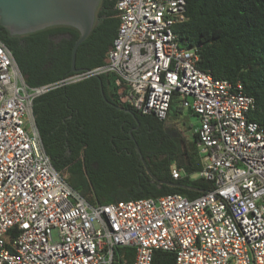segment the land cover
<instances>
[{
  "label": "built area",
  "instance_id": "built-area-1",
  "mask_svg": "<svg viewBox=\"0 0 264 264\" xmlns=\"http://www.w3.org/2000/svg\"><path fill=\"white\" fill-rule=\"evenodd\" d=\"M186 1L114 0L119 25L104 63L62 82L111 74L122 103L161 121L179 96L198 123L194 177L212 189L88 204L53 168L34 124L46 87H29L0 41V264H112L118 248L131 249L130 264H151L155 251L174 264H264V128L248 120L254 100L240 83L199 70L197 48L179 45Z\"/></svg>",
  "mask_w": 264,
  "mask_h": 264
},
{
  "label": "trees",
  "instance_id": "trees-1",
  "mask_svg": "<svg viewBox=\"0 0 264 264\" xmlns=\"http://www.w3.org/2000/svg\"><path fill=\"white\" fill-rule=\"evenodd\" d=\"M185 17L173 27L179 45L197 48L199 70L240 83L243 93L254 100L248 120L264 128V0H187ZM118 25L114 0H101L91 32L76 50L75 68L83 70L77 74L70 72L72 47L79 37L74 28L12 36L0 27V41L25 83L46 87L32 102L41 143L53 168L88 204L168 194L194 199L211 190L212 183L194 177L201 166L193 130L191 140L171 131L181 111L174 106L175 96L161 121L122 103L111 74L62 82L104 63ZM115 106L130 110L134 117ZM177 168L184 174L174 179L171 172ZM131 260V249L118 248L112 264ZM151 264H174V255L155 251Z\"/></svg>",
  "mask_w": 264,
  "mask_h": 264
},
{
  "label": "water",
  "instance_id": "water-1",
  "mask_svg": "<svg viewBox=\"0 0 264 264\" xmlns=\"http://www.w3.org/2000/svg\"><path fill=\"white\" fill-rule=\"evenodd\" d=\"M101 0H0V27L9 35L23 36L52 27H71L77 30L79 37L75 41L70 59V72H83L75 68V56L78 46L90 34L95 14ZM88 72V71H84ZM102 97L105 95L101 89ZM117 109L135 113L120 106ZM188 114L190 111L188 110ZM130 137L134 138L130 132ZM137 152L139 147L135 143ZM140 158L142 156L140 154Z\"/></svg>",
  "mask_w": 264,
  "mask_h": 264
},
{
  "label": "rangeland",
  "instance_id": "rangeland-1",
  "mask_svg": "<svg viewBox=\"0 0 264 264\" xmlns=\"http://www.w3.org/2000/svg\"><path fill=\"white\" fill-rule=\"evenodd\" d=\"M178 96V95H177ZM176 103L174 106L179 108L180 105V97H174ZM180 109V108H179ZM174 127H171V131L173 134L177 135V133L185 134V136L191 140L192 139V126H197L196 117L189 115L187 110L180 111L178 122H175ZM174 168V166H172Z\"/></svg>",
  "mask_w": 264,
  "mask_h": 264
},
{
  "label": "flooded vegetation",
  "instance_id": "flooded-vegetation-1",
  "mask_svg": "<svg viewBox=\"0 0 264 264\" xmlns=\"http://www.w3.org/2000/svg\"><path fill=\"white\" fill-rule=\"evenodd\" d=\"M60 38L61 37H58L57 39H55L54 41L57 43L59 40H60ZM133 145H134V147H135V142H133ZM138 146V145H137ZM135 149H136V147H135ZM137 151V150H136Z\"/></svg>",
  "mask_w": 264,
  "mask_h": 264
},
{
  "label": "crops",
  "instance_id": "crops-1",
  "mask_svg": "<svg viewBox=\"0 0 264 264\" xmlns=\"http://www.w3.org/2000/svg\"><path fill=\"white\" fill-rule=\"evenodd\" d=\"M104 99V98H103ZM120 110V109H119ZM182 111V110H181ZM187 112H188V110H187ZM32 114H33V111H32ZM189 115H192V116H194L195 117V115H193L192 113H190ZM34 118V117H33ZM34 124H35V122H34ZM36 126V125H35ZM36 129H37V127H36ZM38 131V130H37ZM39 133V132H38Z\"/></svg>",
  "mask_w": 264,
  "mask_h": 264
}]
</instances>
